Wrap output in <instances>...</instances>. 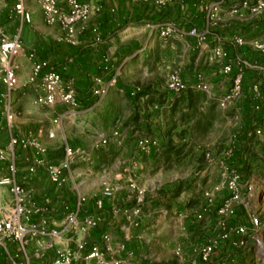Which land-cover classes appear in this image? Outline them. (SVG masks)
I'll return each mask as SVG.
<instances>
[{
	"label": "crops",
	"instance_id": "0c3cea01",
	"mask_svg": "<svg viewBox=\"0 0 264 264\" xmlns=\"http://www.w3.org/2000/svg\"><path fill=\"white\" fill-rule=\"evenodd\" d=\"M17 1L0 0V24L10 35L19 34L23 43L12 62L18 85L10 103L4 102L0 89V178L10 174L12 162L17 164L13 177L28 192L29 220L24 221L28 231L22 240L0 232V264H54L57 250L64 248L75 253V264H204L200 247L211 236L215 214L205 216L207 224L202 229L189 218L180 231L169 225L177 223L176 210H169L171 214L164 211L160 216L162 226H154L150 219L157 210H149V186L156 182L167 186L165 176L171 172L177 194L187 176L190 183L212 180L206 171L196 176L191 172L197 165L210 168L207 159H200L202 144L194 140V130L201 122L210 130L209 109L215 101L224 110L236 109L243 115L226 163L239 170L247 165L244 143L256 138L255 126L264 117V111L253 107L252 96L255 84L264 87L260 71L264 52L248 39L243 44L235 39L260 37L264 13L231 9L229 0L209 5L205 1L210 0H166L163 4L106 0L103 11L80 24L73 36H67L58 23H44L51 28L45 31L35 20L36 34L28 39L26 27L37 12L35 1L40 6L41 2L25 1L30 13L27 20L15 10ZM212 7L221 20L210 24L207 17ZM167 22L176 30L164 37L160 30ZM193 28L205 32V38L193 34ZM55 30L61 31V37ZM31 52L48 60L64 81L74 80L78 103L71 106L58 98L43 105L37 99L33 113L14 114L9 120L7 111L19 88L27 105H31L28 96H38L40 79L30 80ZM228 63L233 69L225 74L223 67ZM173 71L188 82L202 72L210 88L173 92L167 87ZM240 72L243 101H225L223 96ZM26 85L28 93L23 90ZM103 88L106 93H96ZM147 138L153 143L144 148ZM67 145L78 151L62 180L56 181L49 166L65 159ZM107 186L113 195L103 196ZM102 196L104 207L97 224L87 230L75 228L70 215L75 213L81 222L95 215V201ZM159 203L163 204L161 199ZM14 213L11 184L0 183V220ZM94 244L101 246L102 259L90 256ZM225 246L222 243V253Z\"/></svg>",
	"mask_w": 264,
	"mask_h": 264
},
{
	"label": "rangeland",
	"instance_id": "374dc122",
	"mask_svg": "<svg viewBox=\"0 0 264 264\" xmlns=\"http://www.w3.org/2000/svg\"><path fill=\"white\" fill-rule=\"evenodd\" d=\"M220 1L224 2L226 0L205 1V5ZM229 1L231 9L244 8L245 12H251V7L257 0H247L248 7L243 6L245 0ZM35 2L37 3V12L34 13L32 21L26 27L28 39L29 37L34 38V34H36L34 31L35 20L38 21L35 25L45 31H51V28L44 24L48 22L44 21L40 4L37 1ZM214 8L212 7L210 12H208L207 19L210 24L218 23L221 20L214 15ZM262 13L264 11L255 14L261 15ZM263 28L264 26H262ZM36 30L40 29L36 28ZM55 31L61 37V31ZM249 36L247 35L248 38L246 36L242 37L245 41L248 39L247 42L252 41L254 48L264 52V31L260 37L249 38ZM260 71L264 74V65L261 66ZM32 75L33 68L30 80ZM28 86H24L23 90H25V93H28V90H26ZM244 94L243 91L240 96L228 101L235 102L239 99L241 104ZM23 95L19 88L15 93L14 102L10 110L13 115L16 114L18 117L33 113L35 111L34 108L38 104L34 94L33 96H28L32 106L26 104L27 101L22 98ZM252 96L254 108H256L255 103L257 101L261 100L264 103V87L258 84V90L255 91L253 89ZM209 112L213 120V124H210V126L212 125L210 130H208L204 122L199 123L194 130L196 132L194 140L202 144L199 146V150H203V153L200 154V159H207L210 168L205 170L206 168L203 165H197L196 170L192 171L191 175L196 176L199 172L206 171L212 180L204 181L205 183L203 181L190 183L192 179L187 176L186 181L182 182L181 194L176 193L175 181L170 178L173 172L165 176V181L168 183L167 186H160L158 182L153 183L149 186V210L155 209L157 214L156 217L150 219V223H153L154 226H162V222H159L162 221V217H160L162 213L164 211L170 213L171 211L169 210H176L174 215L177 223H170L171 227H176L178 230L183 231L187 227L189 218H191L196 221L195 224H200L202 229L207 224L205 216L214 213L216 224L211 227V236H208L209 240L203 245L207 244L211 239H216L218 247L213 252L208 264H264V117L261 124L254 129L256 138L247 140L244 143L242 151L247 156L248 163L243 169L239 170L229 162L227 164L226 161L233 152L232 142L234 134L240 128L243 115L236 109L231 111L224 110L223 106L216 103V101L209 109ZM259 128L261 129L260 133L256 132ZM211 171L212 173H210ZM236 194H238L237 197H235ZM154 199L156 200L155 207H153ZM160 199L163 203L161 205H159ZM209 203L210 206H208ZM136 207L138 206H133L134 209ZM205 208H207L206 211ZM201 213L203 216L198 217ZM242 228H244V231H240ZM225 234L227 236H224ZM222 241L226 242L223 253L221 252ZM200 246L201 244L198 245V247ZM233 248L234 251L232 250Z\"/></svg>",
	"mask_w": 264,
	"mask_h": 264
},
{
	"label": "built area",
	"instance_id": "2783aa9c",
	"mask_svg": "<svg viewBox=\"0 0 264 264\" xmlns=\"http://www.w3.org/2000/svg\"><path fill=\"white\" fill-rule=\"evenodd\" d=\"M25 1L18 0L15 10L23 15L24 18L30 20V13L25 10ZM44 12L45 20L49 24L58 23L67 32V36L76 34L80 24L89 22L94 16L103 11V3L106 0H39ZM158 4L165 3L166 0H155ZM244 7H248V1H244ZM264 11V0H257L251 7L252 13H260ZM97 30V27H94ZM176 30L173 23H164L161 26L160 34L164 37L171 36ZM193 34L199 35L200 39L205 38V32H199L197 28L192 29ZM235 41L239 44L245 43L242 36L236 37ZM259 46V45H258ZM23 49V43L19 34L10 35L4 26L0 24V89L1 96L5 103H10L11 94L17 88L18 79L16 70L12 64L14 58ZM218 53H221L218 51ZM30 58L33 61V75L31 80L36 81L40 79V86L38 91V102L43 105H49L55 102L58 98L65 104L75 106L77 105V89L73 79L64 81L61 73L54 68L49 67V62L46 59L40 58L35 52L30 53ZM233 69V64L228 63L223 67L225 74H230ZM167 87L173 92H182L189 88H196L200 90H209L210 85L205 80L202 72L198 73L194 82L184 80L178 71H173L169 74L167 80ZM255 91L258 90V84L253 86ZM106 89L96 90L98 94L106 93ZM243 92V76L240 72L233 78V84L224 96L225 101L240 96ZM11 111H7L9 120L13 118ZM256 132L260 133L259 128ZM51 135H53L51 133ZM15 141V139H14ZM153 143L152 139L143 140V147L147 148ZM77 149L67 145L65 150V159L58 165L51 164L49 166L51 177L56 180H62V174L69 168L70 159L75 156ZM10 174L0 178V183L11 184V189L15 196V213L12 217L0 220V232L3 236L22 240L28 231L24 221L29 220V211L27 208L28 192L13 176L18 171V166L15 162L10 165ZM113 190L106 187L103 191V196L113 195ZM100 197L95 201L97 207L96 214L86 218L83 222L79 221L77 215L72 213L69 217L70 222L75 228L87 230L97 224L101 219V210L104 207V198ZM238 194L235 195L237 197ZM210 206V203L208 204ZM207 208H205V211ZM199 214L198 217H202ZM240 231H244L242 228ZM224 236H227L225 234ZM218 247V241L211 239L207 244L200 247V254L204 264H208L213 252ZM91 257L102 259L103 251L99 244H94L90 252ZM76 255L70 248L58 249L54 264H75Z\"/></svg>",
	"mask_w": 264,
	"mask_h": 264
},
{
	"label": "trees",
	"instance_id": "16d2710c",
	"mask_svg": "<svg viewBox=\"0 0 264 264\" xmlns=\"http://www.w3.org/2000/svg\"><path fill=\"white\" fill-rule=\"evenodd\" d=\"M55 69V68H54ZM264 103L261 101V100H259V101H257L256 103H255V109H257V110H259V111H264V105H263ZM258 107V108H257ZM258 114V113H257ZM256 114V115H257ZM258 116V115H257ZM259 126V124L258 125H256L255 126V128L256 127H258ZM100 231H102V229L101 230H99V232ZM222 243H226V242H224V241H222Z\"/></svg>",
	"mask_w": 264,
	"mask_h": 264
}]
</instances>
